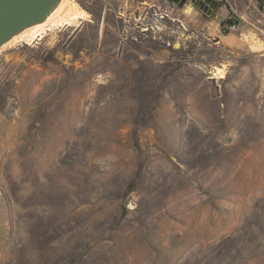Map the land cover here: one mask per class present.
<instances>
[{
	"label": "rangeland",
	"instance_id": "1",
	"mask_svg": "<svg viewBox=\"0 0 264 264\" xmlns=\"http://www.w3.org/2000/svg\"><path fill=\"white\" fill-rule=\"evenodd\" d=\"M211 1L0 49V264H264V8Z\"/></svg>",
	"mask_w": 264,
	"mask_h": 264
},
{
	"label": "bare ground",
	"instance_id": "2",
	"mask_svg": "<svg viewBox=\"0 0 264 264\" xmlns=\"http://www.w3.org/2000/svg\"><path fill=\"white\" fill-rule=\"evenodd\" d=\"M78 11L73 0H9L0 10V49L42 37ZM214 75L223 77L220 69Z\"/></svg>",
	"mask_w": 264,
	"mask_h": 264
},
{
	"label": "built area",
	"instance_id": "3",
	"mask_svg": "<svg viewBox=\"0 0 264 264\" xmlns=\"http://www.w3.org/2000/svg\"><path fill=\"white\" fill-rule=\"evenodd\" d=\"M238 29V23H233L228 27V30L230 31H236Z\"/></svg>",
	"mask_w": 264,
	"mask_h": 264
},
{
	"label": "flooded vegetation",
	"instance_id": "4",
	"mask_svg": "<svg viewBox=\"0 0 264 264\" xmlns=\"http://www.w3.org/2000/svg\"><path fill=\"white\" fill-rule=\"evenodd\" d=\"M185 1H188V0H185ZM194 1L197 2L198 4L202 5L204 8H206V4H205L204 0H194ZM208 1H210V3L213 4V1H211V0H208Z\"/></svg>",
	"mask_w": 264,
	"mask_h": 264
},
{
	"label": "trees",
	"instance_id": "5",
	"mask_svg": "<svg viewBox=\"0 0 264 264\" xmlns=\"http://www.w3.org/2000/svg\"><path fill=\"white\" fill-rule=\"evenodd\" d=\"M260 2V5L262 6V8H264V0H259ZM237 23V21H231V20H228L226 23H228L229 25L233 24V23Z\"/></svg>",
	"mask_w": 264,
	"mask_h": 264
},
{
	"label": "water",
	"instance_id": "6",
	"mask_svg": "<svg viewBox=\"0 0 264 264\" xmlns=\"http://www.w3.org/2000/svg\"><path fill=\"white\" fill-rule=\"evenodd\" d=\"M8 1H9V0H0V10L2 9V7H3ZM184 2H185V1H183V2L181 3V5H183Z\"/></svg>",
	"mask_w": 264,
	"mask_h": 264
}]
</instances>
